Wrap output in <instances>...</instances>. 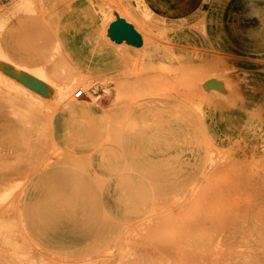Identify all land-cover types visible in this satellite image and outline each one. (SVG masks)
<instances>
[{"label": "rangeland", "instance_id": "374dc122", "mask_svg": "<svg viewBox=\"0 0 264 264\" xmlns=\"http://www.w3.org/2000/svg\"><path fill=\"white\" fill-rule=\"evenodd\" d=\"M224 9L140 26V64L102 76L57 74L67 36L0 17V264H264V0Z\"/></svg>", "mask_w": 264, "mask_h": 264}, {"label": "crops", "instance_id": "0c3cea01", "mask_svg": "<svg viewBox=\"0 0 264 264\" xmlns=\"http://www.w3.org/2000/svg\"><path fill=\"white\" fill-rule=\"evenodd\" d=\"M231 1L245 7L256 0H122L117 17L109 22L107 11L101 8L103 0H0V17L5 20L9 35L35 27L67 36V47H61L66 51V63L57 66V74L102 76L140 64L148 50L140 26L145 28L162 22L179 26L187 20L218 19L221 12H228L221 8L231 5ZM113 24L115 35L127 36L126 32L133 30L136 40L133 42L128 36L120 43L109 40ZM191 34L187 29L166 33L183 44ZM114 43L121 48L114 47Z\"/></svg>", "mask_w": 264, "mask_h": 264}, {"label": "bare ground", "instance_id": "6f19581e", "mask_svg": "<svg viewBox=\"0 0 264 264\" xmlns=\"http://www.w3.org/2000/svg\"><path fill=\"white\" fill-rule=\"evenodd\" d=\"M1 62H3V61H1ZM3 63L6 64V65H8V63H6V62H3ZM2 65H3V64H2ZM3 66H4V65H3ZM6 67H7V66H6ZM9 68H10V67H9ZM171 69H172V68H171L169 65H167V64H166V65H163V72H168V71H170ZM0 72H1V71H0ZM19 72H20V71H19ZM19 72H18V73H19ZM20 73H21V72H20ZM42 75H43V73H42ZM23 76H24V75H23ZM30 81H31V80H30ZM27 82H28V81H27ZM81 83H82V82H81ZM35 86H36V85H35ZM33 87H34V86H33ZM69 88H70L69 86H64V87H62V88L60 89V95L62 96V95H64V94H67V93L69 92ZM85 89H86V88H85ZM75 92H76V91H75ZM64 96L66 97V95H64ZM16 117H17V116H16ZM206 178H207V177H206ZM214 183H215V182H214ZM212 184H213V183H212ZM11 195H12V194H11ZM191 197H193V195H192ZM4 199H5V198H4ZM16 199H17V198H16ZM16 199H15V200H16ZM176 199H177V198H176ZM178 200H179V198H178ZM173 201H174V200H173ZM179 201H182V198H181V200H179ZM176 202H177L176 204H178V201H176ZM8 204H9V203H8ZM166 204H167V203H166ZM173 204L175 205V203H173ZM173 204H172L171 206H173ZM3 205H4V204H3ZM9 205H10V204H9ZM188 205H189V204H188ZM244 205H245V204H244ZM1 206H2V204H1ZM5 206H6V209H7L6 211H8V210H9V211H12V210H13L12 205H11L10 209L7 208V204H6ZM16 206H17V204H16ZM165 206H166V205H165ZM185 206H187V201H186V205H185ZM157 207H158V206H157ZM166 207H167V206H166ZM181 207H182V206H181ZM181 207H180V209H181ZM183 207H184V205H183ZM11 208H12V209H11ZM162 208H163V206H162ZM168 208H170V206H169ZM4 209H5V207L3 208V210H4ZM159 209H160V207H159ZM16 210H17V207H16ZM19 210H20V209H19ZM154 210H155V209H154ZM165 210H166V209H165ZM177 210H178V209H177ZM182 210H183V209H182ZM0 211H2V210H0ZM4 211H5V210H4ZM4 211H2V212H4ZM9 211H8V212H9ZM21 211H22V210H21ZM2 212H0V213L2 214ZM173 212H174V211H173ZM175 212H176V211H175ZM12 213H13V211H12ZM16 213H17V212H16ZM19 213H20V215L22 214L21 212H19ZM153 213H154V212H153ZM155 213H156V212H155ZM6 214H7V212H6ZM8 214H9V213H8ZM149 214H151V213H149ZM208 214H209V213H208ZM4 215H5V214H4ZM12 216H15V213H14ZM5 217H6V216H2V218L6 219ZM174 217H175V216H174ZM179 217H180V216H179ZM13 218H14V217H13ZM15 218H16V217H15ZM191 218H192V217H191ZM150 219H151V218H150ZM150 219H148V220H150ZM165 220H166V219H165ZM195 220H197V219H195ZM9 221H10V220H9ZM11 222H12V221H11ZM14 222H15V221H14ZM183 222H184V221H183ZM151 223H152V222H151ZM174 223H175V222H174ZM176 224H178V223H176ZM3 225H4V224H3ZM19 225H20V224H19ZM21 225H22V224H21ZM194 225H195V224H194ZM202 225H203V224H202ZM0 226H1V225H0ZM14 226H15V224H14ZM7 227H8V225H7ZM7 227H6V228H7ZM12 227H13V225H12ZM132 227H133V226H132ZM190 227H191V226H190ZM10 228H11V226H10ZM13 228H14V227H13ZM2 229H3V227H2ZM3 230H4V229H3ZM12 230H13V229H12ZM179 230H180V229H179ZM0 231H1V230H0ZM16 231H17L16 229H15V231H12V234H13L14 232L17 233ZM149 231H150V230H149ZM168 231H170V230H168ZM20 232H21V231H20ZM163 232H164V231H163ZM165 232H166V231H165ZM192 232H193V231H192ZM197 232H198V231H197ZM8 233H9V232H8ZM129 233H130V231H129ZM132 233L134 234V231H133ZM132 233H131V234H132ZM131 234H130V235H131ZM13 235H14V234H13ZM13 235H12V236H13ZM23 235H24V234H23ZM1 236H2V235H1ZM3 236H4V235H3ZM6 236H7V235H6ZM8 236L11 237V235H8ZM119 236H120V235H118V237H119ZM137 236H138V235H137ZM190 236H191V235H190ZM10 237H9V238H10ZM135 238H136V237H135ZM7 239H8V238H7ZM7 239H6V240H7ZM25 240H26V239H25ZM117 240H118V239H117ZM4 241H5V240H4ZM11 241H12V240H11ZM8 242H9V241H8ZM8 242H7V247H8V244H9V243H10V245H12L11 242H9V243H8ZM122 242H123V241H122ZM3 243H4V242H3ZM12 243H13V241H12ZM23 243H24V242H23ZM23 243H21V244L23 245ZM114 243H115V242H114ZM16 244H17V242H16ZM21 244H19V247H20ZM36 244H37V243H36ZM3 245H4V244H3ZM24 245H25V244H24ZM120 245H122V244H120ZM26 246H27V245H26ZM16 247L18 248V246H16ZM21 248H24V246L21 247ZM184 248H185V247H184ZM18 249H20V248H18ZM18 249H17V250H18ZM24 249H25V248H24ZM119 249H120V248H119ZM194 249H195V247H194ZM27 250H28V248H26V252H27ZM16 252H17V251H16ZM20 252L22 253L23 251L20 250ZM26 252H25V253H26ZM37 252H38V251L34 252V254H35V253L37 254ZM48 252H49V251H48ZM189 252H190V251H189ZM205 252H206V250H205ZM28 253H29V250H28ZM45 253H46V252H45ZM122 254H124V253H122ZM105 255H106V254H105ZM117 255H118V254H117ZM6 256H7V255H6ZM26 256H27V255H26ZM26 256H25V257H26ZM97 256H98V255H97ZM13 257H14V256H13ZM13 257H12V259H16L15 257H14V258H13ZM21 257H22V256H21ZM23 257H24V256H23ZM50 257H51V256H50ZM59 257H60V255L58 256V258H59ZM64 257H65V256H64ZM92 257H94V256H91V258H92ZM95 257H96V256H95ZM99 257H100V256H99ZM56 258H57V257H56ZM116 258H117V257H115V259H116ZM17 259H18V258H17ZM22 259H23V258H22ZM67 259H68V258H67ZM67 259H66V261H67ZM94 259H95V258H94ZM106 259L109 260V258H106ZM110 259H111V258H110ZM117 259H118V258H117ZM201 259H202V258H201ZM18 260H19V259H18ZM23 260H24V259H23ZM75 260H76V259H75ZM95 260H97V263H98V259L96 258ZM99 260H100V259H99ZM111 260H112V259H111ZM20 261H21V259H20ZM53 261H54V260H53ZM55 261H56V260H55ZM91 261H93V260H91ZM101 261H102V260H101ZM104 261H105V260H104ZM127 261H128V260H127ZM127 261H126V262H127ZM240 261H241V260H240ZM240 261H239V262H240ZM17 262H18V261H17ZM59 262H60V261H59ZM113 262H114V261H113ZM115 262H116V260H115ZM119 262H120V261H119ZM122 262H123V261H122ZM124 262H125V261H124ZM128 262H129V261H128ZM204 262H205V261H204ZM239 262L236 263V264H240ZM244 262H245V261H243V263H244ZM21 263H22V262H21ZM61 263H62V262H61ZM63 263H64V262H63ZM72 263L74 264V262H71V264H72ZM75 263H76V261H75ZM92 263H93V262H92ZM92 263H91V264H92ZM106 263H107V262H106ZM222 263H223V262H222ZM18 264H20V263H18ZM22 264H23V263H22ZM26 264H27V263H26ZM30 264H31V263H30ZM41 264H42V263H41ZM45 264H46V263H45ZM51 264H52V263H51ZM56 264H57V263H56ZM65 264H67V263H65ZM77 264H78V263H77ZM98 264H99V263H98ZM110 264H111V262H110ZM125 264H126V263H125ZM241 264H242V262H241ZM244 264H245V263H244Z\"/></svg>", "mask_w": 264, "mask_h": 264}, {"label": "built area", "instance_id": "2783aa9c", "mask_svg": "<svg viewBox=\"0 0 264 264\" xmlns=\"http://www.w3.org/2000/svg\"><path fill=\"white\" fill-rule=\"evenodd\" d=\"M84 94H85V92H84L83 89H77L76 92H75V94H74V96H75L76 98H80V97H82Z\"/></svg>", "mask_w": 264, "mask_h": 264}, {"label": "water", "instance_id": "95a60500", "mask_svg": "<svg viewBox=\"0 0 264 264\" xmlns=\"http://www.w3.org/2000/svg\"><path fill=\"white\" fill-rule=\"evenodd\" d=\"M112 34L114 33L113 32V29H112ZM115 35V34H114ZM128 38H129V40H131V38H133V39H135V37H134V33H133V30H129V36H128ZM131 41H133L134 42V40H131Z\"/></svg>", "mask_w": 264, "mask_h": 264}]
</instances>
